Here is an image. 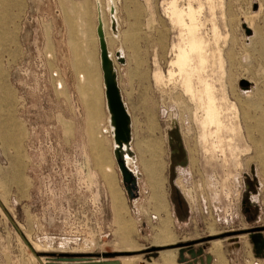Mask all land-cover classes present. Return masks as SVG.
Instances as JSON below:
<instances>
[{"label": "rangeland", "instance_id": "374dc122", "mask_svg": "<svg viewBox=\"0 0 264 264\" xmlns=\"http://www.w3.org/2000/svg\"><path fill=\"white\" fill-rule=\"evenodd\" d=\"M98 1L131 118L137 190L113 155L97 0H0V264H264V231L251 232L264 227V0H113L115 24L110 1ZM172 1L201 10V75L219 101L227 98L236 133L223 138L239 147L228 159L205 153L202 112L172 65L174 46L187 39L169 17ZM88 67L96 123L88 119ZM155 141L166 212L155 209L136 145ZM167 213L175 241L160 247Z\"/></svg>", "mask_w": 264, "mask_h": 264}, {"label": "bare ground", "instance_id": "6f19581e", "mask_svg": "<svg viewBox=\"0 0 264 264\" xmlns=\"http://www.w3.org/2000/svg\"><path fill=\"white\" fill-rule=\"evenodd\" d=\"M109 1L111 6L108 8V11L111 14L112 23L115 24L117 21L116 6L113 0H109ZM97 2H98L97 5L98 24L96 28V33L99 43V33H103L106 41H107V37L105 31V23L103 22V17L101 13L100 3L98 0ZM168 12L171 21L177 27L180 28L181 32L184 31V33L187 35L185 46L183 45L184 47H182L181 44H179L178 46H174L176 53H175V58L172 61V65L176 67L178 70L179 78L182 82L181 87L183 89L184 95L188 96L191 102L198 104L202 112V117H201L202 133L200 137V143L203 146L205 153L209 157H211V159H215L219 156L223 157L224 159H228L229 156L236 155V151L239 149V147L237 146L236 148H234L232 146L231 142L233 141V139L231 137H228L227 139L223 138V136L226 134L231 135L236 133L234 129L229 128L228 122L226 120L225 112L227 109L224 105L228 102L227 98H223L222 101H219L216 95L215 86L201 75L202 72L206 69L205 66L208 62L206 55L207 46L205 44L204 39L199 34L200 26H201V22L199 21V15L201 10H197L191 5H189L186 9L182 10L178 6L177 1H172V3L168 8ZM109 56L113 63L114 70L116 71L115 62L112 58V54L110 51H109ZM100 66H101V56H100ZM101 71H102V66H101ZM170 77H175L174 73H170ZM102 78H103V86L105 93L103 71H102ZM88 90L91 94L89 103L87 105L88 110L90 112L89 113L90 116L88 117V119L91 120L93 123H96V121L99 118V107H98V99H97V90L93 82L89 83ZM105 105L108 111L106 95H105ZM108 116H109L108 127L110 129L109 132L111 133V136L114 139V127L112 124V119L109 111H108ZM14 136H16L15 133ZM93 141L96 145V148L100 150L102 154H104L105 152L101 141L97 139H93ZM136 145L139 150V162L146 175V184L148 186V191L151 192V198L155 200V209L157 212H166L165 197L162 191L164 190L163 189L164 184L162 186L164 179L161 180L162 177H160V173L162 172L161 162H160L162 159V154L160 152V144L155 141L152 143L138 142ZM117 148L118 145L115 143L114 140L113 141L114 158H116L115 150ZM132 149L133 148L130 143L124 144L121 149V156L125 161L126 165L129 167V169L138 178L137 169L134 168L135 155ZM108 192L113 201V205L118 207V205L120 204L119 195L115 192L111 184H109ZM123 210H125V208ZM117 219L119 223V229L121 231H125L124 237H128L126 233H128L127 231L130 230L129 222L123 219L121 215H119ZM171 226H172L171 217L167 213L166 219H160L159 225L157 227V234L155 236L156 244H158L160 247H166L174 243L175 239L171 230Z\"/></svg>", "mask_w": 264, "mask_h": 264}, {"label": "water", "instance_id": "95a60500", "mask_svg": "<svg viewBox=\"0 0 264 264\" xmlns=\"http://www.w3.org/2000/svg\"><path fill=\"white\" fill-rule=\"evenodd\" d=\"M99 44L107 107L111 115L112 124L114 127V140L118 145V148L115 150V156L122 175L123 182L132 190H137L138 178L129 169L121 156V149L123 145L131 143V118L123 101V96L117 79V73L114 70L113 63L110 59L108 44L104 38L103 33H99ZM262 231H264V227L251 230V232L253 233ZM238 233L240 232L228 233L227 235L232 236ZM212 239L213 237L211 236L204 241H210ZM188 245L190 244H181V247ZM160 249L161 248L156 247L151 251L154 252Z\"/></svg>", "mask_w": 264, "mask_h": 264}, {"label": "crops", "instance_id": "0c3cea01", "mask_svg": "<svg viewBox=\"0 0 264 264\" xmlns=\"http://www.w3.org/2000/svg\"><path fill=\"white\" fill-rule=\"evenodd\" d=\"M85 4H86V2H85ZM87 5V4H86ZM87 8H88V6H87ZM72 9L74 10V6H72ZM75 11V10H74ZM96 28H97V26H96ZM95 33H96V29H95ZM96 35H97V33H96ZM71 43L73 44V46H74V49H75V52L77 53V49H78V42L76 41V40H72L71 39ZM77 66V68L79 67V69H81V65L79 64V65H76ZM99 67H100V71H101V66H100V64H99ZM84 70H85V74L87 75V79H86V81L87 82H93L94 84H97L96 82H95V78H93L92 77V70H91V68H83ZM102 72V71H101ZM100 75H101V73H100ZM82 78H84V76L82 77ZM101 82H103V80H102V76H101ZM89 178L90 179H92V176L90 175L89 176ZM110 208H111V206H110Z\"/></svg>", "mask_w": 264, "mask_h": 264}, {"label": "flooded vegetation", "instance_id": "af4514ba", "mask_svg": "<svg viewBox=\"0 0 264 264\" xmlns=\"http://www.w3.org/2000/svg\"><path fill=\"white\" fill-rule=\"evenodd\" d=\"M175 206L179 211L182 210V205L178 201L176 202Z\"/></svg>", "mask_w": 264, "mask_h": 264}]
</instances>
